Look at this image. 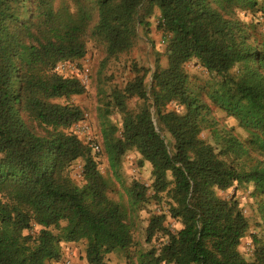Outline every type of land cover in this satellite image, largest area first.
Masks as SVG:
<instances>
[{
  "label": "trees",
  "instance_id": "1",
  "mask_svg": "<svg viewBox=\"0 0 264 264\" xmlns=\"http://www.w3.org/2000/svg\"><path fill=\"white\" fill-rule=\"evenodd\" d=\"M153 16L165 65L132 63L124 86L102 95L109 166L116 173L134 151L151 167L149 186L133 179L127 200L115 201L71 131L83 112L68 100L84 86L54 69L84 58L89 38L107 60L130 53L140 30L150 42ZM191 61L207 80L190 78ZM214 109L246 138L219 127ZM205 129L213 144L200 138ZM79 159L81 185L68 172ZM231 188L252 189L264 227V0H0V264H54L62 243L78 242L87 264H108L109 254L135 247V214L151 202L159 212L137 264H264L256 238L251 259L239 251L249 221L235 195H219Z\"/></svg>",
  "mask_w": 264,
  "mask_h": 264
},
{
  "label": "rangeland",
  "instance_id": "2",
  "mask_svg": "<svg viewBox=\"0 0 264 264\" xmlns=\"http://www.w3.org/2000/svg\"><path fill=\"white\" fill-rule=\"evenodd\" d=\"M240 19L250 22L251 15L241 14ZM149 22L151 24L148 34L150 42L147 41V37L140 30L139 36L141 40L138 42L137 46L126 55L107 60L101 44L89 38L87 40V51L84 58L75 61L61 62L57 64L54 69L57 74L63 77L78 79L84 86V94L72 96L68 100L69 103L76 105L83 112V119L73 125H78L79 127H75L73 130L71 129V131L74 134H76V131H80V134L76 135L90 148L91 156L97 163L99 173L108 180L110 184L111 192L109 196L115 201L127 200L125 192L133 179L149 186L151 183V167L146 162H144L142 166H139V155L134 151L126 153L116 173H114V170L109 166L108 159L102 150L100 135L101 122L99 115L100 109L103 108L102 102H105V100L102 99V95L104 94L105 96V94H109L115 87L122 88L124 86L126 81L131 77L129 68L132 63L152 69L155 59H157L161 66L165 65V57L161 47L162 38L156 29V16H153ZM185 69L194 82H202L208 78L207 74L195 61L186 64ZM55 102L63 103V100H57ZM129 107H133V101L129 103ZM213 115L219 127L233 128L234 134L240 140L246 138L247 135L245 131L238 127L237 121L234 118L217 109L213 110ZM107 120L116 126H120V116L115 113L110 114ZM82 128L85 132H82ZM200 138L211 144L214 142L211 138L210 131L207 129L201 132ZM166 139L169 140L167 135ZM95 147L98 149L95 150ZM82 166L83 162L79 159L73 162L68 168L69 175L75 183L79 185L82 183ZM251 190L250 188H240L238 190L231 188L225 192L219 193L223 198L235 195L242 212L249 221L248 233L241 240L239 246L240 253L246 259H251L252 257L254 250L253 239L256 238V240L264 243V227L260 226L256 205L254 200L250 197ZM154 212H159V208L156 204L151 202L135 214L134 237L137 244L135 247L129 249L126 254H120L118 252L109 254L107 256L108 264H137L139 251H145L149 248V244L144 243L143 231L150 215ZM167 225L171 230H178L180 228L178 223L170 219L167 220ZM38 229V227L33 226L29 232L35 233ZM153 244L155 243H152V245ZM61 252L60 261L54 264H87L84 258V242L62 243Z\"/></svg>",
  "mask_w": 264,
  "mask_h": 264
},
{
  "label": "built area",
  "instance_id": "3",
  "mask_svg": "<svg viewBox=\"0 0 264 264\" xmlns=\"http://www.w3.org/2000/svg\"><path fill=\"white\" fill-rule=\"evenodd\" d=\"M75 127L78 128L79 126H78V125L73 126L72 130H73ZM75 130H76V129H75ZM82 132H85L83 128H82ZM75 133H76V134H80V131L78 130V131H76ZM94 149L97 150L98 148L95 147Z\"/></svg>",
  "mask_w": 264,
  "mask_h": 264
}]
</instances>
